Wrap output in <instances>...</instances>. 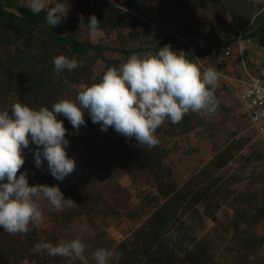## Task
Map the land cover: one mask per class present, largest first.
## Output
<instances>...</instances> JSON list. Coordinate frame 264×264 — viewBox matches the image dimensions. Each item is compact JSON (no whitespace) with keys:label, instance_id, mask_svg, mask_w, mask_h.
<instances>
[{"label":"rangeland","instance_id":"obj_1","mask_svg":"<svg viewBox=\"0 0 264 264\" xmlns=\"http://www.w3.org/2000/svg\"><path fill=\"white\" fill-rule=\"evenodd\" d=\"M3 4L14 15V28L0 16V111L10 112L15 102L39 109L74 99L108 67L136 54L127 51L154 54L165 44L183 51L202 73L215 70L217 108L211 120L188 114L179 123L166 119L156 130L160 143L152 148L112 127L102 131L86 113L78 130L59 115L68 129L67 154L76 161L72 174L56 180L46 161L37 169L24 149L17 176L25 171L30 186L58 184L76 204L57 211L39 199L42 223L27 235H5L0 264H82L34 247L78 235L88 264H95L91 253L101 247L121 253L111 264H264V143L238 97L251 78L260 77L258 65L264 69V4L64 0L68 13L54 26L57 36L106 48L85 55L73 54L42 20L24 18L17 9L29 10L28 0ZM80 14L85 21L90 14L101 21L96 36L80 27ZM60 54L75 57L79 67L56 73L52 60Z\"/></svg>","mask_w":264,"mask_h":264},{"label":"clouds","instance_id":"obj_2","mask_svg":"<svg viewBox=\"0 0 264 264\" xmlns=\"http://www.w3.org/2000/svg\"><path fill=\"white\" fill-rule=\"evenodd\" d=\"M258 3L264 4V0ZM28 9L34 14L45 11L51 27L59 25L68 13L64 0H28ZM100 24L95 14H90L87 21L80 14V27L86 25L89 36L101 31ZM183 53L165 44L154 54H133L118 66L108 67L99 82L83 87L74 99H60L51 108L39 109L15 102L10 112L0 111V228L10 234H26L39 226L43 213L37 201L41 198L57 211L76 204L65 197L58 184L30 186L25 171L17 176L25 163L24 149L32 153L37 169L46 161L48 172L56 180L63 181L72 174L76 161L67 154L68 129L58 119L59 115L78 130L86 123V113L102 131L112 127L148 148L160 143L156 130L166 119L179 123L186 114L196 119H213L217 108L213 101L217 74L215 70L202 73L200 66ZM52 63L56 73L79 67L75 57L64 54L53 57ZM261 117L264 112H257L256 118ZM34 247L37 251L46 250L50 256L79 259L88 264L86 245L79 235L55 244L40 242ZM119 255L115 249L101 247L91 253V258L95 264H111Z\"/></svg>","mask_w":264,"mask_h":264},{"label":"trees","instance_id":"obj_3","mask_svg":"<svg viewBox=\"0 0 264 264\" xmlns=\"http://www.w3.org/2000/svg\"><path fill=\"white\" fill-rule=\"evenodd\" d=\"M12 6V5H10ZM17 11L22 14V16H24V18L26 19H29L31 21H35V20H42L43 23L45 24V26L48 28V33L53 35L56 39L59 40V42H62L66 47H68L72 52L73 54H76V55H85L87 54L88 52L90 51H97V50H105L106 48H104L103 46L99 45V44H93V43H90V42H85V43H82V42H79L75 39H63V38H59L56 34V31H55V27L54 26H50L47 24L46 22V12L45 11H41L40 13L38 14H34L32 13L31 11L29 10H26V9H23V8H18ZM5 16L6 18L3 17V19L6 20V26H8L9 28H14L13 27V24H14V21H13V13L12 12H7L5 11V7H4V4H3V0H0V16ZM20 31V35H23V31L24 30H18V32ZM29 32H31V30H29ZM32 33V32H31ZM255 34H257V32H253L250 34V36H254ZM263 35H261L262 37ZM261 45L263 46L264 45V38L262 37L261 38ZM117 49L114 48L113 51H116ZM19 51V49H18ZM22 51V49L20 50V52ZM24 51V50H23ZM118 51V50H117ZM133 53H136V51L134 52H130V51H127L126 54H133ZM209 51H206L205 53L201 54L202 56L203 55H206L208 54ZM16 66H13L11 68V71H13L15 69ZM40 85L37 84L36 85V88H39ZM3 236L1 237L0 236V248L2 247V243H1V240L4 238L5 235L8 234V232L4 231L2 232ZM27 235V233L25 234Z\"/></svg>","mask_w":264,"mask_h":264},{"label":"built area","instance_id":"obj_4","mask_svg":"<svg viewBox=\"0 0 264 264\" xmlns=\"http://www.w3.org/2000/svg\"><path fill=\"white\" fill-rule=\"evenodd\" d=\"M230 50L225 51V55H230ZM264 74L251 80L238 93L244 112L254 125L259 137L264 143V117L256 118L257 112H264Z\"/></svg>","mask_w":264,"mask_h":264},{"label":"crops","instance_id":"obj_5","mask_svg":"<svg viewBox=\"0 0 264 264\" xmlns=\"http://www.w3.org/2000/svg\"><path fill=\"white\" fill-rule=\"evenodd\" d=\"M258 66H259V68H260V69H261V71H262V72H261V74H260V76H261V75H263V74H264V69H263V68H262L260 65H258Z\"/></svg>","mask_w":264,"mask_h":264}]
</instances>
